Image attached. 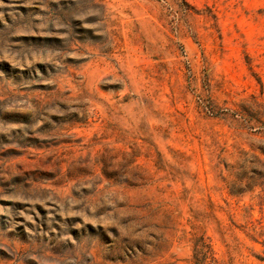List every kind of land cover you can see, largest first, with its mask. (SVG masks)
Here are the masks:
<instances>
[{
  "label": "rangeland",
  "instance_id": "obj_1",
  "mask_svg": "<svg viewBox=\"0 0 264 264\" xmlns=\"http://www.w3.org/2000/svg\"><path fill=\"white\" fill-rule=\"evenodd\" d=\"M0 264H264V0H0Z\"/></svg>",
  "mask_w": 264,
  "mask_h": 264
}]
</instances>
